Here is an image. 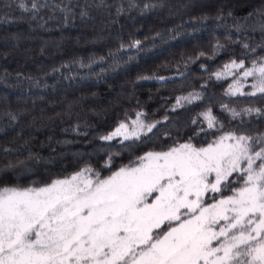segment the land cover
Listing matches in <instances>:
<instances>
[{
  "label": "trees",
  "instance_id": "1",
  "mask_svg": "<svg viewBox=\"0 0 264 264\" xmlns=\"http://www.w3.org/2000/svg\"><path fill=\"white\" fill-rule=\"evenodd\" d=\"M20 3L0 0V186H40L85 167L103 177L189 138L200 146L229 132L264 135V96L247 95L255 78L231 95L234 76L214 75L264 57V0ZM187 93L201 99L176 106ZM137 113L152 132L102 139Z\"/></svg>",
  "mask_w": 264,
  "mask_h": 264
},
{
  "label": "snow or ice",
  "instance_id": "2",
  "mask_svg": "<svg viewBox=\"0 0 264 264\" xmlns=\"http://www.w3.org/2000/svg\"><path fill=\"white\" fill-rule=\"evenodd\" d=\"M251 63L232 60L214 75L234 76L231 95L254 77L247 95L264 96V57ZM141 115L102 139L152 132ZM201 115L215 127L211 109ZM0 264H264V135L229 132L204 146L189 138L106 177L85 167L40 186H0Z\"/></svg>",
  "mask_w": 264,
  "mask_h": 264
},
{
  "label": "rangeland",
  "instance_id": "3",
  "mask_svg": "<svg viewBox=\"0 0 264 264\" xmlns=\"http://www.w3.org/2000/svg\"><path fill=\"white\" fill-rule=\"evenodd\" d=\"M86 29H88V27H86ZM89 32H90V35L92 34L91 32V29L89 30ZM101 38V36H99L98 34H97V39H100ZM92 39H94V36L93 37H91V38H88L87 37V35H86V38H84V42H90ZM73 40L75 41V43H77V45H79L80 43H82V42H78V40H77V38H76V36H74L73 37ZM251 67V66H250ZM242 82H243V80H242ZM232 83H233V81H232ZM231 83V84H232ZM190 93H187V94H185V95H181V96H179V97H186V96H188ZM176 103H177V101H176ZM182 103H184L183 101H182ZM126 124V123H125ZM128 125V124H127ZM119 126V125H118ZM117 126V127H118ZM117 127H115L112 131H110L107 135H109L110 133H112ZM128 127H129V130H132V128H133V126H129L128 125ZM224 134H226V133H224ZM224 134H222V135H224ZM106 135V136H107ZM222 135H220V136H222ZM238 136V135H237ZM219 137V136H218ZM218 137H216V138H218ZM118 138H120V139H123L122 137H118ZM215 138V139H216ZM183 143H185V142H183ZM200 146H204V145H200ZM163 151H166V150H163ZM149 152V151H148ZM127 165H129V164H127ZM123 166H125V165H123ZM120 167H122V166H120ZM119 167V168H120ZM119 168H117V169H119ZM116 169V170H117ZM115 170V171H116ZM80 171V170H79ZM75 173V172H74ZM73 174V173H72ZM111 174V173H110ZM110 174H108V175H110ZM71 175V174H70ZM70 175H68V176H70ZM108 175H106V176H108ZM68 176H65V177H68ZM106 176H103V177H106ZM61 178H64V177H61ZM27 187V186H26Z\"/></svg>",
  "mask_w": 264,
  "mask_h": 264
}]
</instances>
